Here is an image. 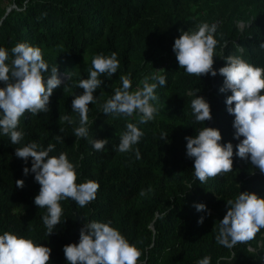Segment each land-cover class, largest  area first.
Masks as SVG:
<instances>
[{
    "label": "trees",
    "instance_id": "16d2710c",
    "mask_svg": "<svg viewBox=\"0 0 264 264\" xmlns=\"http://www.w3.org/2000/svg\"><path fill=\"white\" fill-rule=\"evenodd\" d=\"M204 22L218 26L214 68L224 66L222 56L228 55L264 67V0H0V47L10 50L19 42L39 47L49 73L57 66L64 76L53 90L48 112H26L20 118L22 143L55 144L52 155L67 154L76 165L77 183L99 184L96 198L84 207L70 198L61 201V224L47 236L41 219L46 209L34 204L40 185L34 173L24 175L25 162L15 155V147L22 145L0 136V234L9 231L47 245L52 249L49 264H67L64 245L79 241L83 223L111 221L141 251L137 264H196L204 256L211 257V264H264V229L231 249L215 239L227 200L240 191L264 196V172L235 155L239 141L233 139L234 117L224 103L231 93L219 91L223 76L218 71L216 76L189 75L171 57L181 30H195ZM112 52L119 68L111 77L101 74L96 102L88 110L89 138L108 139L105 149L96 151L89 139L74 136L79 114L71 104L73 95L84 91L77 84L88 78L92 58ZM158 67L166 85L155 90L158 113L152 121L138 124L139 114L102 112V105L121 86V76L130 74L132 91L146 76L157 74ZM197 89L211 106L212 119L205 126L219 128L221 142L234 145L233 171L203 184L194 175L185 140L204 126L195 121L194 97L188 95ZM64 115L76 123L59 119ZM129 122L137 123L144 133L133 146L140 152L139 159L134 150H113ZM160 133L168 136L160 139ZM57 135L64 141L57 142ZM27 167L31 168V157ZM17 179H23L22 188L16 187ZM141 189L146 195H139ZM200 202L210 212H198L194 205Z\"/></svg>",
    "mask_w": 264,
    "mask_h": 264
},
{
    "label": "clouds",
    "instance_id": "9594fccd",
    "mask_svg": "<svg viewBox=\"0 0 264 264\" xmlns=\"http://www.w3.org/2000/svg\"><path fill=\"white\" fill-rule=\"evenodd\" d=\"M217 27L215 23L204 22L195 30H181L174 40L173 51L179 66L187 74L200 78L201 75L216 76L218 71L223 76L219 91L231 93L225 96L224 103L226 111L234 117L233 139L239 141L235 145V155L264 172V67L228 55L222 56L226 61L224 66L218 70L214 68ZM91 64L88 78L80 79L77 84L78 88L84 89L83 93L73 95L71 109L79 114V126L74 127L73 134L76 138L89 139L94 150L103 151L108 139L89 138V104L96 102L94 92L102 84L101 74L111 77L119 68V60L112 52L110 56H94ZM67 76L70 78L68 73ZM120 80L121 86L115 88L114 94L102 105V112L126 117L136 113L140 117L138 124L152 121L158 113L154 103L158 99L155 90L166 85L165 75L146 76L142 87L135 91H130V74L121 76ZM0 82H3L0 86V136H7L13 145H22L15 147V155L25 162L24 175L34 173V179L40 185L34 204L39 209H46L47 214L41 219L49 236L61 224L63 210L60 202L70 198L84 207L96 198L99 184L94 180L77 183L76 165L67 154L52 155L55 144L44 147L36 141L22 143L24 132L18 129L20 118L26 112L31 115L48 112L53 90L62 83L57 66L49 73L41 49L27 42H19L10 50L0 47ZM199 91H190L188 95L194 97L191 110L195 121L204 126L195 135L185 136V140L186 155L194 161V175L203 184L210 177L233 171L234 145L231 141L221 142L219 128L205 126V121L212 119V111L209 101L197 94ZM59 119L68 124L76 123L69 115ZM138 124H126L118 146H113L114 151L134 150L137 159L140 158L139 150L133 149L144 135ZM167 136V133H160L159 138ZM55 139L64 141L60 135ZM29 157L31 168L27 167ZM23 185V179L16 180V187L22 188ZM147 191L150 192L151 188ZM139 195H146V191L141 189ZM227 205L215 239L219 245L231 249L238 243L252 240L264 229V196L240 191L234 199L227 200ZM194 206L198 212L207 210L202 202ZM202 222L203 217H200L198 223ZM63 250L67 264H137L141 256L138 247L112 227L111 221L83 223L79 241L64 245ZM51 251V247L17 233L5 231L0 234V264H49ZM196 264H211V257L204 256Z\"/></svg>",
    "mask_w": 264,
    "mask_h": 264
},
{
    "label": "rangeland",
    "instance_id": "374dc122",
    "mask_svg": "<svg viewBox=\"0 0 264 264\" xmlns=\"http://www.w3.org/2000/svg\"><path fill=\"white\" fill-rule=\"evenodd\" d=\"M199 24H201V23H199ZM157 57H159V54H157ZM171 57H172V58L175 57L174 60L176 59V55H175L174 52H173V54L171 55ZM160 69H161V68L158 67V68L156 69V73H157V71L160 70ZM59 75L61 76L62 80H64V79H63L64 76H62L61 73H59ZM142 82H143V81H139V82L137 83V85L132 89V91H135V90L137 89V87H142ZM154 103H155V102H154ZM155 106H156V104H155ZM156 107H157V106H156Z\"/></svg>",
    "mask_w": 264,
    "mask_h": 264
},
{
    "label": "built area",
    "instance_id": "2783aa9c",
    "mask_svg": "<svg viewBox=\"0 0 264 264\" xmlns=\"http://www.w3.org/2000/svg\"><path fill=\"white\" fill-rule=\"evenodd\" d=\"M62 75V74H61ZM63 76V75H62Z\"/></svg>",
    "mask_w": 264,
    "mask_h": 264
}]
</instances>
